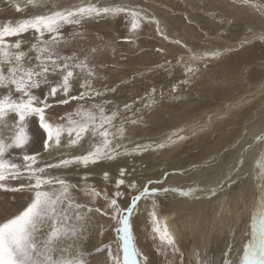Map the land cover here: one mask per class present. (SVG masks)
<instances>
[{
    "label": "rangeland",
    "instance_id": "obj_1",
    "mask_svg": "<svg viewBox=\"0 0 264 264\" xmlns=\"http://www.w3.org/2000/svg\"><path fill=\"white\" fill-rule=\"evenodd\" d=\"M50 2L65 8L87 3L88 0ZM91 2L102 6L139 5L160 21L169 36L168 40L163 39L156 32L155 24H146L134 36L133 42H129L128 37L132 34L121 18L103 17L88 21L83 29L87 39L74 45L84 52L90 47H97L99 51L95 62L102 79L95 80L94 86L115 88L114 93H106L107 99L121 109L124 103L133 104L143 114L142 122L128 126L124 143L131 148L135 143L166 142L168 136L181 129L183 132L180 134L186 138L161 150L121 156L113 161L98 162L88 169L76 168L55 174H63L77 183L82 182V176L87 173V183L98 189L107 188L111 193L114 181H105L103 174L107 171L110 177L115 178L119 169L124 167L136 178L138 185L151 179L162 181L164 187L202 189L190 196L174 192L161 194L156 198L158 218L175 236L172 227L166 223L165 215L170 209V215L177 219L183 217L182 223L177 224L181 230H191L189 236L193 242L188 243L196 245L200 241L202 246L206 237L215 240L208 247L219 260H231L233 264H260L264 260V139L257 137H264V40L255 37L264 32V17L238 6L234 0ZM36 11L38 9L28 8L16 12L6 0H0V23L15 22ZM64 31L67 35L80 29L66 26ZM30 35L25 33L23 38ZM177 39L181 44L172 43ZM188 49L197 52L214 50L222 55L210 60L208 67L202 68L201 73L188 84H181L185 76L183 65L177 61L181 56L187 60ZM66 54L70 52L66 51ZM77 54L80 55V52ZM173 85L178 89L175 92L172 91ZM152 88L156 89V103L145 109L142 103L148 102ZM35 91L38 94L40 90ZM75 104L74 101L70 105L54 103V108L49 111L53 112L54 119H59L66 111H72ZM29 127L35 143L31 144L28 154L40 152L44 159L55 162V157L44 153L42 130L35 122ZM14 155L19 156L20 153ZM10 186H16L15 182H11ZM210 189H216L215 195L209 192ZM133 194L132 190L125 192L122 206L130 201ZM25 199L17 193L0 191V215L16 212ZM143 203L150 209V200L141 201L140 208ZM218 205L223 206L222 222L220 219L217 222L213 220L219 214ZM214 209L218 214L213 213ZM99 222L105 225L104 235L92 233L90 243L97 246L110 244L113 254L122 257V242L116 231L118 222L108 217L99 218ZM198 223L206 231H192ZM150 232L147 213L140 211L134 214V243L144 254L156 249L153 244L146 243V237L151 238ZM249 246L255 255L245 260ZM193 252H187L186 258ZM106 253L107 250L96 254L99 264H105Z\"/></svg>",
    "mask_w": 264,
    "mask_h": 264
},
{
    "label": "snow or ice",
    "instance_id": "obj_2",
    "mask_svg": "<svg viewBox=\"0 0 264 264\" xmlns=\"http://www.w3.org/2000/svg\"><path fill=\"white\" fill-rule=\"evenodd\" d=\"M6 2L16 12L28 8L38 11L15 22L0 23V191L26 197L16 212L0 215V264H99L96 254L105 250V264H233L231 260L217 259L215 253L209 251L207 237L186 260V253L176 237L158 218L156 198L161 194L174 192L190 196L202 189L164 187L162 181L151 179L138 185L124 167L115 178L104 172L105 181H114L111 193L107 188L98 189L87 183V173L82 176V182L77 183L63 174H55L76 168L88 169L98 162L113 161L121 156L161 150L186 138L180 134L181 129L168 136L166 142L135 143L129 148L124 143L128 126L142 122L143 114L133 104L124 103L121 109L107 99L106 93H114L115 88L94 86L95 80L102 79L95 62L97 47H90L87 52L74 47L87 39L83 29L90 20L121 18L132 34L129 42H133L146 24H155L156 32L168 40L160 21L139 5L131 4L102 6L88 0L60 8L50 0ZM234 2L264 17L262 0ZM66 26L80 31L66 35ZM25 33H30V37L23 38ZM255 38L264 40V32ZM172 43L179 45L181 41L177 39ZM221 55L214 50L188 49L187 60L181 56L177 61L183 65L185 76L180 83L188 84L202 68L208 67L210 60ZM35 90L40 91L37 94ZM177 90L173 85L172 91ZM155 94L156 89L152 88L148 102L142 103L143 108L156 103ZM141 99L143 102L144 98ZM73 101L76 104L72 111H66L59 119L53 118L49 110L54 108V103L70 105ZM33 122L42 130L44 153L55 157V162L44 159L40 152L28 154L31 144L35 143L29 127ZM76 151L80 154H74ZM17 152L19 156L14 155ZM11 182L16 186H10ZM128 190L135 194L122 206V198ZM209 192L215 195L216 189ZM149 200L150 209L139 207L141 201ZM140 211L147 213L151 224L149 236L156 243L159 261L140 252L134 243L132 217ZM103 217L118 222L116 231L122 242V257L113 254L110 244L90 243L92 233L104 235L105 225L99 222ZM254 255L249 246L244 259L249 260ZM260 264H264V260Z\"/></svg>",
    "mask_w": 264,
    "mask_h": 264
},
{
    "label": "bare ground",
    "instance_id": "obj_3",
    "mask_svg": "<svg viewBox=\"0 0 264 264\" xmlns=\"http://www.w3.org/2000/svg\"><path fill=\"white\" fill-rule=\"evenodd\" d=\"M263 193V192H262ZM263 196V195H262ZM264 198V197H263ZM264 200V199H263ZM169 205V204H168ZM145 206H146V204H145ZM219 206V205H218ZM143 208H145L144 207V203L142 204V208L141 209H143ZM219 208H220V210L219 209H217V212L219 213H215V209L213 210V213H215V214H218V215H215L214 216V218H213V220H216V222H217V219L219 220L220 219V217L222 216V214H223V212H222V210H223V206H222V208L219 206ZM228 208V207H227ZM167 210L169 209L168 208V206H167V208H166ZM228 209H230V208H228ZM227 209V210H228ZM220 212H219V211ZM224 210H225V208H224ZM231 210H233L232 209V206H231ZM226 211V210H225ZM228 212V211H227ZM227 214V213H226ZM213 216V215H212ZM224 216V215H223ZM228 217V216H227ZM226 217V218H227ZM183 218V217H182ZM182 218H180V219H177L176 218V216H172V215H170V209H169V212L165 215V220H166V223L170 226V227H172V229H173V231H174V233H175V236H176V239H177V241H178V243H179V245H180V247H181V250L182 251H184L186 254H187V252H189V254L192 252V250L193 251H195L198 247H200V245H199V243H200V241L198 242V243H196V245H192L191 244V242H193L192 240H191V238H190V236H189V234H190V232H191V230H189V229H185V230H181L180 228H179V226H178V224L177 223H182ZM223 219H224V217H223ZM222 219V220H223ZM207 220V219H206ZM212 220V219H211ZM198 221V220H197ZM220 221H221V219H220ZM219 221V222H220ZM196 222V221H195ZM214 222V221H213ZM222 222V221H221ZM197 223V222H196ZM192 224V222L191 223H188V225L187 226H189V225H191ZM204 225V224H203ZM195 229H192V231H196V230H199L200 232H201V230L202 231H204L205 230V228H204V226H202L201 224H195ZM251 227V226H250ZM148 229L149 228H147L146 229V232H145V234L147 235V233H148ZM207 229V228H206ZM187 230H189V233H188V231ZM206 231V230H205ZM205 233V232H204ZM209 234H210V231L208 232ZM207 233V234H208ZM195 234V233H194ZM206 233H205V235H207ZM193 235V234H192ZM204 235V236H205ZM208 236V235H207ZM206 237V236H205ZM204 237V238H205ZM203 238V237H202ZM208 238V244L210 243H212V244H214L215 243V240H213V239H210L209 237H207ZM147 239V240H146ZM146 243L148 244V245H154L155 247H156V243L151 239V238H149V237H146ZM188 241H191L190 243H188ZM196 241V240H195ZM197 242V241H196ZM219 242V241H218ZM217 242V243H218ZM144 243V242H143ZM145 243V244H146ZM146 244V245H147ZM202 245H203V243H201ZM209 244V245H210ZM225 244V243H224ZM147 247V246H146ZM147 248H149V247H147ZM152 248V247H151ZM146 251V250H145ZM155 251H156V249H155ZM154 250L153 251H151V252H149L148 251V255L150 256V258H153V259H155V260H157V261H159V259H161L160 257H159V255L155 252ZM188 254V256H187V258L190 256ZM186 258V259H187Z\"/></svg>",
    "mask_w": 264,
    "mask_h": 264
}]
</instances>
